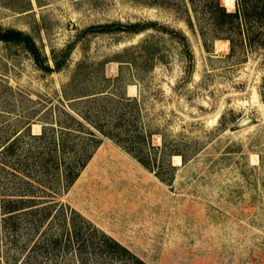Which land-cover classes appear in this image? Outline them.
Listing matches in <instances>:
<instances>
[{
    "label": "rangeland",
    "instance_id": "obj_1",
    "mask_svg": "<svg viewBox=\"0 0 264 264\" xmlns=\"http://www.w3.org/2000/svg\"><path fill=\"white\" fill-rule=\"evenodd\" d=\"M169 2L0 0V26L30 34L50 64L74 45L61 70L44 73L22 47L0 42V145L27 144L29 132L64 122L63 110L83 114L87 106L65 93L135 97L145 151L164 166L163 179L86 124L101 143L54 198L146 264H264V34L231 50L207 29L211 0ZM151 21L186 36L191 69L182 39L158 29L82 33ZM128 60L136 64L119 62ZM103 104L113 107L93 105ZM164 149L182 155L163 159ZM8 179L0 168V193L12 187Z\"/></svg>",
    "mask_w": 264,
    "mask_h": 264
},
{
    "label": "trees",
    "instance_id": "obj_2",
    "mask_svg": "<svg viewBox=\"0 0 264 264\" xmlns=\"http://www.w3.org/2000/svg\"><path fill=\"white\" fill-rule=\"evenodd\" d=\"M146 1L152 5L170 3V0ZM207 13V29L214 38L228 41L231 50L237 44L251 46L264 34L258 31L264 27V4L258 1L237 0V7L231 12L221 0H211ZM149 28L180 37L192 68V54L186 36L165 26L157 27L152 21L96 24L82 33L136 35ZM0 42L22 47L36 68L44 73L61 70L74 49V45L69 44L60 51L59 58H52L50 64L33 37L24 31L0 26ZM119 62L136 64L134 60ZM64 97L72 100V105L85 104L87 109L83 114L74 109L73 112L63 110L64 122L45 125L40 134L29 132L27 144L14 138L0 145V168L10 174L7 181L12 183L7 189L9 192L0 193V264H146L78 212L54 198L57 187L63 186L67 190L73 185L101 143L86 124L122 146L145 168L155 171L158 167L155 173L163 179L161 171L164 166H157L145 151L147 136L138 125V100L116 97L106 91L81 96L65 93ZM104 100L111 102L113 107L93 105ZM168 154L182 155L175 150L167 153L164 149L162 158Z\"/></svg>",
    "mask_w": 264,
    "mask_h": 264
},
{
    "label": "water",
    "instance_id": "obj_3",
    "mask_svg": "<svg viewBox=\"0 0 264 264\" xmlns=\"http://www.w3.org/2000/svg\"><path fill=\"white\" fill-rule=\"evenodd\" d=\"M245 122H242V125L244 124Z\"/></svg>",
    "mask_w": 264,
    "mask_h": 264
}]
</instances>
